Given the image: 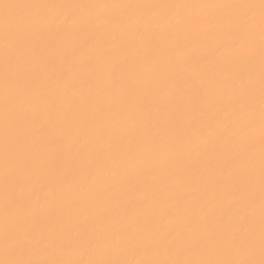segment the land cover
Listing matches in <instances>:
<instances>
[{"label":"rangeland","instance_id":"374dc122","mask_svg":"<svg viewBox=\"0 0 264 264\" xmlns=\"http://www.w3.org/2000/svg\"><path fill=\"white\" fill-rule=\"evenodd\" d=\"M257 31L264 0H0V264H264Z\"/></svg>","mask_w":264,"mask_h":264},{"label":"bare ground","instance_id":"6f19581e","mask_svg":"<svg viewBox=\"0 0 264 264\" xmlns=\"http://www.w3.org/2000/svg\"><path fill=\"white\" fill-rule=\"evenodd\" d=\"M214 2V1H213ZM112 3V2H111ZM209 3V2H208ZM215 3V2H214ZM210 4H212V2L210 3ZM198 5V4H197ZM109 7V6H112V5H108V4H101L100 6H99V8H105V7ZM206 6V5H205ZM199 7H201V6H199ZM212 7V6H211ZM210 7V8H211ZM207 8V7H206ZM206 10V9H205ZM173 13V12H172ZM175 13V12H174ZM178 13V12H177ZM177 13H176V15H177ZM180 15V14H179ZM169 16V15H168ZM168 18H170V16L168 17ZM178 18V17H177ZM174 19V18H173ZM172 19V20H173ZM171 23V22H170ZM113 26V25H112ZM116 27V26H115ZM114 27V28H115ZM246 31V30H245ZM244 33V32H243ZM246 33V32H245ZM256 34H254L256 37H255V40H253L254 38H250L252 41H254V42H256V41H258L257 43H262V41H263V39H262V37L264 36L263 35V33H260L259 31H257V32H255ZM257 34H259L258 36H257ZM260 34H262V35H260ZM245 35V34H244ZM244 35H242V36H244ZM253 35V36H254ZM252 36V37H253ZM260 36V37H259ZM262 36V37H261ZM245 37V36H244ZM247 37V36H246ZM264 38V37H263ZM253 42V43H254ZM260 46H261V44H259ZM263 45V44H262ZM256 47H257V45H255ZM259 47V46H258ZM242 81V80H241ZM263 168V167H262ZM106 173V172H105ZM107 174V173H106ZM94 177V176H93ZM96 178V177H95ZM69 188V187H68ZM57 189V188H56ZM183 189V188H182ZM58 191V190H57ZM61 192V191H60ZM62 193V192H61ZM263 204V203H262ZM261 206V205H260ZM243 210H245V209H243ZM247 210H248V208H247ZM241 213V212H240ZM229 214V213H228ZM225 217V216H224ZM226 217H227V215H226ZM234 217H235V215H234ZM223 218V217H222ZM221 218V219H222ZM230 218V217H229ZM223 220H224V218H223ZM220 221V220H219ZM226 221V220H225ZM231 221V220H230ZM239 221V220H238ZM207 224V223H206ZM211 224V223H210ZM212 224H214V223H212ZM227 224V222L225 223V225ZM202 225V224H201ZM213 227V226H212ZM214 227H215V225H214ZM205 228H208L209 229V227H205ZM211 229V228H210Z\"/></svg>","mask_w":264,"mask_h":264}]
</instances>
